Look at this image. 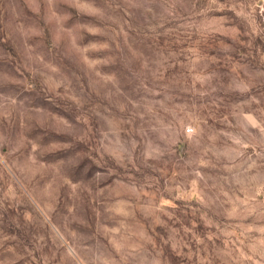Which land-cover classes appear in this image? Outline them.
I'll use <instances>...</instances> for the list:
<instances>
[{
	"label": "rangeland",
	"instance_id": "rangeland-1",
	"mask_svg": "<svg viewBox=\"0 0 264 264\" xmlns=\"http://www.w3.org/2000/svg\"><path fill=\"white\" fill-rule=\"evenodd\" d=\"M0 264H264V0H0Z\"/></svg>",
	"mask_w": 264,
	"mask_h": 264
}]
</instances>
